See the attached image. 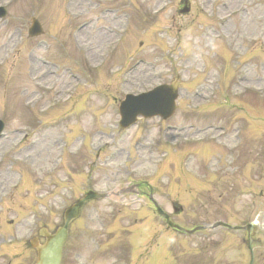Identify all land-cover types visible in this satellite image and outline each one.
<instances>
[{"label":"rangeland","instance_id":"obj_1","mask_svg":"<svg viewBox=\"0 0 264 264\" xmlns=\"http://www.w3.org/2000/svg\"><path fill=\"white\" fill-rule=\"evenodd\" d=\"M182 1L0 0L10 12L0 20V118L7 122L0 139V237H13L9 264H33L29 238L41 226L54 230L87 190L119 192L139 180L151 184L171 214L173 205L183 208L173 215L183 226L238 225L259 214L254 264H264V34L243 43L235 35L230 42L200 35L210 23L201 7L229 16L241 6L246 22L264 23V0H226V6L189 0V14L179 13ZM32 16L45 33L30 39ZM242 63L255 65L263 91L228 102L222 91ZM212 69L221 73V88L197 97L208 87L203 83L213 89L206 80L217 78ZM177 77L179 110L171 119H141L119 131L125 93ZM34 96L41 98L26 106ZM213 132L223 137L213 139ZM98 153L99 167L90 170ZM246 238L223 227L169 231L148 199L132 192L83 208L63 264H249Z\"/></svg>","mask_w":264,"mask_h":264},{"label":"water","instance_id":"obj_2","mask_svg":"<svg viewBox=\"0 0 264 264\" xmlns=\"http://www.w3.org/2000/svg\"><path fill=\"white\" fill-rule=\"evenodd\" d=\"M32 30H39V25L36 22L34 23ZM162 88L164 90H158L156 93H154L153 97L155 98L154 103L156 105H153L150 109H148V106L142 104L145 101V98L141 99V108L139 112H143L145 114L157 112L167 116L174 111L175 105L174 103L172 104L171 97L166 95V91L173 96H176V87L171 86ZM128 120L129 118L124 119L123 123L125 124ZM98 196V194H87L84 198L80 199L72 207L67 209L65 212L66 221L64 225L58 228L54 234L48 233L45 230L47 241L44 245L37 246L39 252V260L37 264H60L62 257V247L68 237V225L70 221L79 215L80 207L86 200Z\"/></svg>","mask_w":264,"mask_h":264}]
</instances>
